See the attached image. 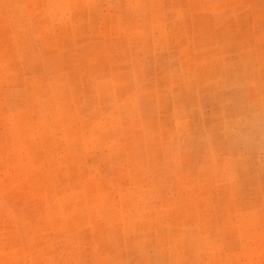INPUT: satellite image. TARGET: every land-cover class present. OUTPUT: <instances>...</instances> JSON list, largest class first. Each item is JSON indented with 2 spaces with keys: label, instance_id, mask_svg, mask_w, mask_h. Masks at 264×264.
I'll return each instance as SVG.
<instances>
[{
  "label": "rangeland",
  "instance_id": "1",
  "mask_svg": "<svg viewBox=\"0 0 264 264\" xmlns=\"http://www.w3.org/2000/svg\"><path fill=\"white\" fill-rule=\"evenodd\" d=\"M0 264H264V0H0Z\"/></svg>",
  "mask_w": 264,
  "mask_h": 264
}]
</instances>
